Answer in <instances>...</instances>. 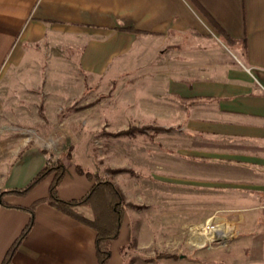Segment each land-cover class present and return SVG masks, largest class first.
<instances>
[{"label":"crops","instance_id":"crops-1","mask_svg":"<svg viewBox=\"0 0 264 264\" xmlns=\"http://www.w3.org/2000/svg\"><path fill=\"white\" fill-rule=\"evenodd\" d=\"M62 69L146 90L157 102L154 116L173 119L168 126L181 135L176 157L208 159L209 181L221 184L222 199L236 200L220 207L226 211L220 222L233 231L222 247L224 261L264 264V0H0V193L29 183L49 148L15 145L6 135L27 124L34 129L38 118H54L81 97L86 76L55 85L49 71ZM76 166L58 184L62 199L79 198L92 185ZM51 180L22 195L2 194L0 262L29 220L27 207L48 195ZM119 184L127 201L126 183ZM33 214L10 264H98L93 228L46 202ZM148 229L140 221L135 238ZM130 230L127 212L119 236ZM109 259L123 263L114 253Z\"/></svg>","mask_w":264,"mask_h":264},{"label":"rangeland","instance_id":"rangeland-1","mask_svg":"<svg viewBox=\"0 0 264 264\" xmlns=\"http://www.w3.org/2000/svg\"><path fill=\"white\" fill-rule=\"evenodd\" d=\"M74 50L67 52L73 51L74 56ZM62 70L49 71L55 85L58 79L79 82L86 74ZM85 76L81 97L54 118H38L34 129L28 124L15 128L14 133L6 135L7 141L16 138L15 145L19 140L29 145L43 144L49 147L43 148L47 152H56L52 154L62 159L66 168L77 164L119 186V180L126 183L128 200L124 195L123 199L125 217L129 213L130 234L118 235L110 243V255H119L122 264H228L221 242L206 241L196 246L189 234L192 226L204 225L209 219L222 221L226 213L220 210L223 202L224 206L236 202L233 198L222 199L221 184L211 178L209 181V164H205L208 159L199 158V163H192L176 157L175 146L180 145L181 135L175 126H168L173 119L164 121L154 116L157 102H149L152 97L146 90L141 93L140 86H117L108 77ZM129 127H136L137 131L116 134ZM44 130L49 133H41ZM8 145L5 153L10 162L14 144ZM140 221L150 225V229L145 230L144 236V231L138 232V241L135 228ZM226 226L232 236L233 231Z\"/></svg>","mask_w":264,"mask_h":264},{"label":"trees","instance_id":"trees-1","mask_svg":"<svg viewBox=\"0 0 264 264\" xmlns=\"http://www.w3.org/2000/svg\"><path fill=\"white\" fill-rule=\"evenodd\" d=\"M219 30L220 38L227 44H231L233 39L226 35L224 31L216 25ZM128 29V28H127ZM135 33H142L143 31L130 28ZM139 130V129H138ZM137 131L136 127H129L116 132V134H131ZM46 157L45 164L37 172V174L30 180V182L22 187L11 190H6L0 193V201H2L3 193H13L22 195L30 190L32 186L41 181L48 175H52V180L49 184L48 195L37 199L29 207L30 213L27 224L23 227L16 239L6 250L0 264H10L13 254L17 250L19 244L26 236L34 221V208L40 202H46L57 210L70 215L86 225L93 228L95 231L94 249L98 264H109L110 258V243L120 233L124 218H125V201L121 189L114 184L110 179L102 177L96 173L85 171L79 165L76 166L79 173L85 174L89 179H92V185L81 197L75 199L65 200L57 195V187L66 172V164L62 159L52 153L42 149ZM116 169H111L115 172ZM17 208L21 206L12 205ZM86 206L91 209L93 216L87 217L80 209Z\"/></svg>","mask_w":264,"mask_h":264},{"label":"bare ground","instance_id":"bare-ground-1","mask_svg":"<svg viewBox=\"0 0 264 264\" xmlns=\"http://www.w3.org/2000/svg\"><path fill=\"white\" fill-rule=\"evenodd\" d=\"M210 221L211 219H209L207 224H209ZM205 228V226H192L189 230L190 238L192 239V241L203 244V239L210 237ZM212 229L213 233H217L219 231L220 236H224L225 238L230 235L226 227L223 225H219L218 227L214 226Z\"/></svg>","mask_w":264,"mask_h":264},{"label":"built area","instance_id":"built-area-1","mask_svg":"<svg viewBox=\"0 0 264 264\" xmlns=\"http://www.w3.org/2000/svg\"><path fill=\"white\" fill-rule=\"evenodd\" d=\"M219 225H222V223L218 222V221H215V220H213V221L211 220L209 224H207V222H206L204 225H201V226H205L206 227L205 229L207 230V232L209 233V236H210L209 238H204L203 239L204 242H203V244H201V246L204 245L206 241L214 242V243H220L221 242L222 246H225L227 244V242L231 238V231H228L230 235L228 237H226V238L224 236H220L219 231L217 233H213V231H212L213 230L212 228L214 226L218 227ZM198 226H200V225H198ZM192 242L196 246H198L195 241H192Z\"/></svg>","mask_w":264,"mask_h":264}]
</instances>
